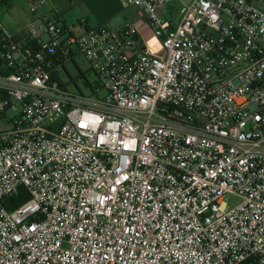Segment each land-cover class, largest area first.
I'll return each instance as SVG.
<instances>
[{
    "label": "built area",
    "instance_id": "1",
    "mask_svg": "<svg viewBox=\"0 0 264 264\" xmlns=\"http://www.w3.org/2000/svg\"><path fill=\"white\" fill-rule=\"evenodd\" d=\"M254 1L119 0L150 37L54 21L37 49L0 20V264H264ZM76 54L88 99L53 80Z\"/></svg>",
    "mask_w": 264,
    "mask_h": 264
},
{
    "label": "rangeland",
    "instance_id": "2",
    "mask_svg": "<svg viewBox=\"0 0 264 264\" xmlns=\"http://www.w3.org/2000/svg\"><path fill=\"white\" fill-rule=\"evenodd\" d=\"M28 2L29 0H5L0 4V20L5 26L7 32L13 37L31 32V27H35V25L41 27L42 31L45 32L46 24L48 22L55 21L54 12L44 14L42 12V8L39 7L37 13L34 14L30 11ZM254 4L264 11V0L255 1ZM47 5L48 7L53 5L57 9L67 8L70 6V0H47L45 6ZM136 11V9L124 10V14L126 13V17H128V19L125 17L122 18L121 25L127 26L133 23V21L137 19V16L133 13ZM77 12L67 10L65 12V17L67 19L68 26L72 29V31H74L73 33L80 36L86 31L80 27L79 21L77 20ZM44 35L45 41H48L49 36L47 33H44ZM147 37H150V34L147 35ZM65 67V69L60 71V76L62 81L67 85L69 91L78 96H84L87 99L92 97V89L90 87H86L85 80L79 77L80 73L83 72L87 76L90 83L95 84L97 82V77L86 58L81 54H76L73 60L66 63ZM105 96L106 92L103 90L99 94V98H103ZM226 201L231 207L240 203V200L232 195H229L226 198Z\"/></svg>",
    "mask_w": 264,
    "mask_h": 264
},
{
    "label": "crops",
    "instance_id": "3",
    "mask_svg": "<svg viewBox=\"0 0 264 264\" xmlns=\"http://www.w3.org/2000/svg\"><path fill=\"white\" fill-rule=\"evenodd\" d=\"M41 8L44 14L54 12V20L64 22L71 32L74 31L68 26L65 17V12L67 10L74 12L79 11L77 12V20L79 21L80 27L85 29V31L100 26H106L111 31H119L128 26L121 25L122 18L125 17L128 19V17H126V13L124 14V9L119 0H70V6L67 8L57 9L53 5H51V7L43 5ZM133 13L137 16V19L131 24H137L140 32L147 37L148 31L146 30V25L142 21V13L138 10ZM31 30L32 31L27 34L25 33L14 37L25 44L34 43L35 45H40L42 42H48L50 40V35L46 30L43 32L41 27L35 25V27H31ZM44 33H47L49 36L48 41H45Z\"/></svg>",
    "mask_w": 264,
    "mask_h": 264
},
{
    "label": "trees",
    "instance_id": "4",
    "mask_svg": "<svg viewBox=\"0 0 264 264\" xmlns=\"http://www.w3.org/2000/svg\"><path fill=\"white\" fill-rule=\"evenodd\" d=\"M61 24L63 25V28H64L65 30H69L68 27H67V25H66L64 22L61 21ZM30 45H32L35 49H37L38 46H39V45H35L34 43H31ZM65 68H66V67H65ZM65 68H64V69H65ZM79 77H80V78H83V79L85 80V85H86V87H90V88L92 89V92H93V90L95 89V86L98 85V82H96L95 84L90 83V82L88 81V79H87V76H86L83 72L80 73ZM53 80H56V81L60 82L61 85L63 86V88L66 89L67 85H66V84L64 85V82H63L62 79H61L60 73L55 72V73L53 74ZM18 201H19V202H22V195H21V194H20L18 197H16V198H12V199H11V201L8 203V206H7L8 209L12 210V209H13V205H12V203H13V204H16V203H18Z\"/></svg>",
    "mask_w": 264,
    "mask_h": 264
}]
</instances>
